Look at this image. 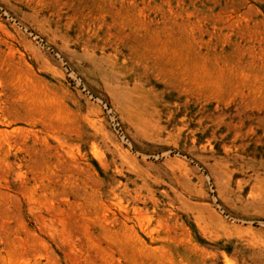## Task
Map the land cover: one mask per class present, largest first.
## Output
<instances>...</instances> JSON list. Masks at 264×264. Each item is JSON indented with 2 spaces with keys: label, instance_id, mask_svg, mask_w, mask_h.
<instances>
[{
  "label": "rangeland",
  "instance_id": "rangeland-1",
  "mask_svg": "<svg viewBox=\"0 0 264 264\" xmlns=\"http://www.w3.org/2000/svg\"><path fill=\"white\" fill-rule=\"evenodd\" d=\"M0 264H264V0H0Z\"/></svg>",
  "mask_w": 264,
  "mask_h": 264
}]
</instances>
